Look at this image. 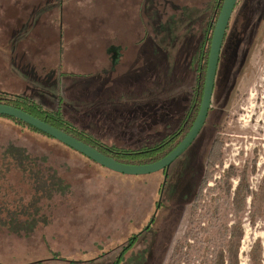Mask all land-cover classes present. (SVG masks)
Returning <instances> with one entry per match:
<instances>
[{"label":"rangeland","instance_id":"1","mask_svg":"<svg viewBox=\"0 0 264 264\" xmlns=\"http://www.w3.org/2000/svg\"><path fill=\"white\" fill-rule=\"evenodd\" d=\"M53 1L0 0V93L49 110L62 97L66 119L107 144L135 149L171 133L198 102L189 64L213 0ZM246 1L223 46L213 112L171 165L163 192L164 173L112 172L0 117V149L14 143L46 158L43 168L70 187L40 203L34 231L0 228V264H114L127 245L124 259L145 251V264H169L177 243L187 257L181 264H210L218 250L235 248L228 242L238 222L239 261L252 264L257 241L264 250V18L255 35L245 30ZM21 179L15 172L6 185L11 200L30 198ZM241 183L250 189L236 199Z\"/></svg>","mask_w":264,"mask_h":264},{"label":"trees","instance_id":"2","mask_svg":"<svg viewBox=\"0 0 264 264\" xmlns=\"http://www.w3.org/2000/svg\"><path fill=\"white\" fill-rule=\"evenodd\" d=\"M224 1L225 0H213L212 6L207 8L200 18V26L202 28L199 31V43L197 47L195 46V50H197L193 53L189 64V69L191 70L192 68L193 71L198 74L197 92L195 94L198 102L196 103V101H194V103L188 108L183 121L171 133H168L162 140L158 142H154L151 145L148 143L140 148L135 149L120 147L114 144H107L100 138L80 130L71 121L66 119L62 107V97H60L61 100L57 110H49L42 104L36 103L33 100H27L21 97H10L1 93L0 104L13 106L23 110L26 113L45 121L46 123L67 133L79 141L84 142L85 144L93 147L104 155L111 157L120 163L129 165H146L155 163L167 156L184 140L197 118L203 97L212 37ZM239 3L240 0L237 2L232 18L236 13ZM256 8L258 9L256 10ZM242 11L244 14V29L253 32L255 35L256 31H258L263 22L264 6L251 5L250 1L247 0L242 8ZM232 18L226 32L224 43L228 36ZM144 24L147 25V22ZM223 48L224 47H222L221 54L223 52ZM76 76H87L85 79L90 80L93 79L96 74L91 73L82 76ZM233 88L234 87H231L229 93L232 92ZM212 112L213 111L211 107L206 123L199 136L207 125ZM0 117L9 119L17 125L26 127L35 133L48 136L17 119L1 115ZM199 136L194 141V143L200 138ZM216 145L217 141L214 142V146ZM46 162V158L33 156L26 148L18 146L14 143H9L0 149V228L7 229L9 232L19 235L22 233L28 234L30 231H34V229L37 228L40 223H42V218L39 215L40 203L43 201H50L56 195H67L69 193L70 187L57 176L56 171L49 168H43V166H46ZM15 172L22 175V179L19 180V182H25L31 188L32 192L28 200H26L24 196H20L14 200L10 199L12 197L9 195L7 188L13 186L12 180L10 181V177L11 175H14ZM161 173H163V171ZM206 181L207 178H204L201 188H203L204 184H206ZM7 184L12 186H6ZM241 186H243V183L239 185L235 193L236 199H239L243 193L249 192L250 188ZM14 194L17 195L18 192L16 191ZM235 205L238 212H241L239 211L240 207H237L236 203ZM241 208H243V206ZM236 229L237 232H231V234H235L231 236L228 242L229 245L235 248H230V250H218L217 253L212 256L210 264H226L227 261L228 264H240V244L244 238V231L242 229L241 222H238ZM133 241L134 239H131L129 243H133ZM131 247L132 246L129 245H127L126 248L124 247L122 253L120 254L121 256H119L114 264H145V251L136 254L135 257L130 259H124L126 252L131 249ZM183 248L184 247L180 245V243H177L176 248L171 255L169 264L185 263L183 260H187V257L183 252ZM263 254L264 250L260 245V242L257 241L250 254L252 264H264ZM208 255L209 254L206 253V256Z\"/></svg>","mask_w":264,"mask_h":264},{"label":"water","instance_id":"3","mask_svg":"<svg viewBox=\"0 0 264 264\" xmlns=\"http://www.w3.org/2000/svg\"><path fill=\"white\" fill-rule=\"evenodd\" d=\"M237 2L238 0H225L220 12L212 37L202 102L199 113L191 130L188 132L184 140L172 152L155 163L146 165H129L120 163L115 159L104 155L93 147L85 144L84 142L79 141L78 139L46 123L45 121L36 118L26 113L25 111L13 106L0 104V115L17 119L33 127L34 129L48 135L54 140L82 154L91 161L112 172L128 176H143L166 171L165 181L163 184L164 189L168 177L167 172L170 169L171 165L190 148V146L199 136L206 123L209 111L212 107L215 81L217 77L223 43ZM118 55L119 53L116 51V56Z\"/></svg>","mask_w":264,"mask_h":264},{"label":"flooded vegetation","instance_id":"4","mask_svg":"<svg viewBox=\"0 0 264 264\" xmlns=\"http://www.w3.org/2000/svg\"><path fill=\"white\" fill-rule=\"evenodd\" d=\"M52 3H53L54 5H56V6H57V5H60L59 0H54ZM245 3H246V2H245ZM235 8H236V7H235ZM230 21H231V20H230ZM229 24H230V23H229ZM228 27H229V26H228ZM117 52H118V51H117ZM118 53H119V52H118ZM119 54H120V53H119ZM118 57H119V55L116 56V51H115V60H116L117 62L119 61V60H118ZM220 58H221V57H220ZM219 63H220V62H219ZM218 67H219V66H218ZM106 73L108 74L107 71H106ZM214 89H215V88H214ZM192 145H193V144H192ZM192 145L190 146V148L192 147ZM190 148H189V149H190ZM189 149H188V150H189ZM188 150H187V151H188ZM187 151H186V152H187ZM186 152H185V153H186ZM185 153H184V154H185ZM195 153H196V150L194 151V154H195ZM184 154H183V155H184ZM183 155H182V156H183ZM182 156H181V157H182ZM179 159H180V157H179V158H178V159H177L172 165H174L175 163H177V161H178ZM170 168H171V167H170ZM163 173H164V176H166V171H163ZM169 173H170V169L168 170L167 174L169 175ZM167 179H168V177H167ZM166 181H167V180H166ZM165 188H166V184H165L164 189H163V187L161 188V192H162V189H163V191H164ZM188 192H189V191H186V192H185V195L190 194V193H188ZM161 204H162V203H161ZM161 204L158 205V209L161 208V206H160ZM134 240H136V239H134ZM120 256H121V255H120Z\"/></svg>","mask_w":264,"mask_h":264}]
</instances>
